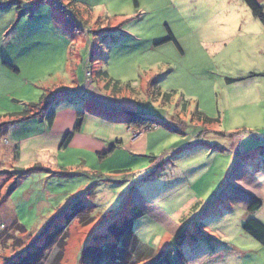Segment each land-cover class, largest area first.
<instances>
[{"label": "rangeland", "instance_id": "374dc122", "mask_svg": "<svg viewBox=\"0 0 264 264\" xmlns=\"http://www.w3.org/2000/svg\"><path fill=\"white\" fill-rule=\"evenodd\" d=\"M9 1L0 0V124L22 104L81 85L139 103L181 134L130 126L144 135L137 150L122 126L114 159L69 148L27 162L0 139V264H87L83 253L114 243L109 229L126 218L138 241L169 262L139 263L125 243L115 264H264V249L241 229L254 184L223 190L232 142L264 140V31L243 1ZM100 70L120 90H106ZM123 156L137 158L112 168ZM255 218L264 223V204Z\"/></svg>", "mask_w": 264, "mask_h": 264}, {"label": "crops", "instance_id": "0c3cea01", "mask_svg": "<svg viewBox=\"0 0 264 264\" xmlns=\"http://www.w3.org/2000/svg\"><path fill=\"white\" fill-rule=\"evenodd\" d=\"M258 2L264 8V0H258ZM17 3L18 2L16 0L9 1L7 6H12L13 4ZM0 8V12L7 9L5 7ZM259 24L261 25L260 22ZM259 31H261V27ZM262 31H264V28ZM4 60H7L11 66H17V64L13 61V58H7ZM4 64H6V62ZM78 86L79 85L74 88L75 93L83 89L81 85L79 87ZM63 90L66 91L67 89ZM87 91H85L84 96L71 100L75 102H70V99H66L65 96L58 98L48 110L54 114L53 124L50 128L46 126L44 119L37 118L28 122L10 126L8 134L0 139L10 140V142L14 145L15 159L20 160V162H27L29 159H34L36 157V153H38V155L42 154L40 158H44L45 156H51L50 152L55 150H66L69 148L89 150L93 153L104 156L112 144L116 142H119V145L117 146H121L123 144L121 132L116 133L115 131H120V128L124 126L126 128V134H124L128 136L131 141L130 143L133 144L130 146L134 149L136 148L137 150H140V148L142 149L144 147V135L139 137L137 135L134 136L132 133L133 128L127 124L129 114L137 112L140 113V108L142 106L139 103H135L131 100L127 101L123 98L117 99L105 96L98 90L93 91L90 89ZM58 92L60 91H54L51 96ZM42 100L43 99H41V101ZM79 113H83L80 131L73 136L67 147L63 149L61 146L66 136L73 132ZM99 127H106L108 132L105 133V135L97 137L96 132ZM160 128L161 127H159V129ZM231 145L236 152L235 160L224 180L225 187L223 190L228 189L230 192H233L235 186L241 188L239 182H242V180H248L250 185L254 184L253 187H255V195H252L248 192L250 197L245 200V203L249 205L252 199H257L262 202L261 208L256 213L252 214L253 217L255 216L258 218L259 212L262 210L264 204V200H262L263 198L261 196V192H264V140L250 142L245 145L240 142H232ZM117 148L118 147L115 149ZM190 149L192 148H186L184 152ZM114 152L115 150L111 154L106 155V158L111 157L114 159ZM179 152L181 151H178V153ZM135 158H137V156H131V158H126L123 156L116 162L117 167H111H130L136 161ZM25 162L24 164H26ZM159 177L161 178L163 176ZM222 191L219 192V200L222 198L220 197ZM134 199L138 200V202L140 201V204H146V195L137 192V196Z\"/></svg>", "mask_w": 264, "mask_h": 264}, {"label": "trees", "instance_id": "16d2710c", "mask_svg": "<svg viewBox=\"0 0 264 264\" xmlns=\"http://www.w3.org/2000/svg\"><path fill=\"white\" fill-rule=\"evenodd\" d=\"M242 1L247 6V8L250 10L252 16L255 19H257L264 28V8L263 6L258 2V0H242ZM133 3L136 7L138 6L137 0H133ZM35 5H39V2H36ZM168 40L175 41L172 36H170ZM6 65L12 71L18 72V69L16 67L9 65V63H6ZM98 75L101 78H103V80L105 81L104 88L106 90L108 88H111L114 91L120 90L121 88L120 83L118 81L111 80L106 72H102L100 70L98 72ZM155 83H156L155 81H152V83L150 84V87L152 89V93L156 94V96H159L160 92L159 90H157V86L155 85ZM84 95H85V92L82 89L79 90V92L70 93V94L68 93V91H60L52 95L51 98H48L44 102V104H42L41 102L44 100L46 95L42 97L43 100L39 104H28V105L22 104V110H20L17 113L15 112L13 114H9V119L11 120L0 124V138L8 134V130L10 126L28 122L30 120L37 119V118L44 119L46 126L50 128L53 124L54 114H52L48 110H49V107L58 98L65 96L66 99L73 100V99L80 98ZM170 97H171L170 94H166L163 96V99L165 102H169ZM146 112L147 111H145L142 106L140 108V113L139 112L130 113L129 118L127 120V124L129 126H136V127H141V128H151L152 125H155V126L160 125L159 127H163L170 132L177 133V134L181 133V131L178 128L174 127L173 125L169 126L168 124L164 122H159L160 119L152 117L148 115V113ZM82 116H83V113H79L77 121L73 129V132L66 136L61 146L63 149L67 147V145L69 144L73 136L80 131L82 120H83ZM117 145H119V142L112 144L104 156L111 154L115 150ZM13 189L14 187H11L9 193H11ZM75 201H79L78 204L80 205L81 208L83 207L81 206L83 204L80 203L79 197L73 200L74 203ZM75 204L78 205L77 203ZM261 206H262V202L260 200L252 199L247 207L246 212L249 216H251L252 214L256 213L261 208ZM125 215L126 213H124V216ZM74 216L75 214L72 213L71 216L66 217L67 221ZM139 216H141V213ZM247 218L248 219L245 220V223L241 227L243 233L247 235L249 238H251L253 241H255L256 243H258L264 249V224L253 216L247 217ZM17 225L21 229H24L21 225L19 224ZM134 225H135L134 219L126 218V220L123 221V223L115 225L112 228L110 227L109 231L112 234V237L114 238V243L107 244V247L104 248V250L99 249V253L97 249H94V248L87 249L86 250L87 252L85 251V253H83L82 255V261L88 262V257H89L90 261L87 264H115L119 259H121L122 255L127 252L124 250V246H123V244L127 243L128 248L130 247L132 249L131 251L134 253L132 255L130 254V256L135 255L139 263H143V262H150V263L166 262L167 263L169 262L168 255L160 257L159 253L155 254L154 250L143 246L138 241L137 237L134 236L133 234ZM111 247L113 248L111 249ZM11 264H15V263L12 262ZM23 264H29V262H25Z\"/></svg>", "mask_w": 264, "mask_h": 264}]
</instances>
